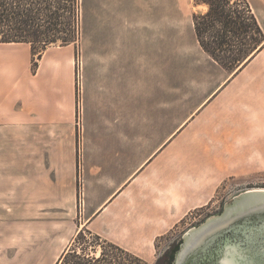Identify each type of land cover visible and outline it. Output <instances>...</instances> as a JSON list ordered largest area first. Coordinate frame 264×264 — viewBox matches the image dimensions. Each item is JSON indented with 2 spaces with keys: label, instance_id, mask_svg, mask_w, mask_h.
I'll return each instance as SVG.
<instances>
[{
  "label": "rangeland",
  "instance_id": "rangeland-1",
  "mask_svg": "<svg viewBox=\"0 0 264 264\" xmlns=\"http://www.w3.org/2000/svg\"><path fill=\"white\" fill-rule=\"evenodd\" d=\"M249 1L264 33V0ZM206 12L193 0H80L77 42L65 48L51 45L44 60L34 59L29 44H0V59L5 58L9 72L29 53L28 73L9 77L13 85L26 82L29 108L35 94L42 96L43 89L35 92L41 85L53 92L56 83L66 98L67 84L75 85L77 104L76 124L63 127L62 134L44 127L36 133L32 124L0 123V264H157L170 247L183 243L188 231L221 215L228 201L264 189V171L230 177L228 168L205 164L200 128L180 129L228 75L198 42L194 15ZM41 65L44 70L35 76ZM3 70L0 64V82ZM109 81L125 87L127 143H141L142 163L156 153L139 180L173 163L175 198L191 196L190 211L157 240L156 258L150 262L91 231L75 236L85 201L83 99L87 86L103 90ZM86 108L90 126L89 95ZM183 145L200 148L192 152ZM182 165L205 174L202 198H194L198 179L193 173L192 188L178 192ZM66 246L70 254L63 263Z\"/></svg>",
  "mask_w": 264,
  "mask_h": 264
},
{
  "label": "crops",
  "instance_id": "crops-1",
  "mask_svg": "<svg viewBox=\"0 0 264 264\" xmlns=\"http://www.w3.org/2000/svg\"><path fill=\"white\" fill-rule=\"evenodd\" d=\"M253 12L261 26L254 9ZM263 53L264 50L255 54L234 72L224 69L211 58L228 75L180 127L183 132L187 128H200L204 135L201 150L205 152V164L228 168L230 177L264 171ZM13 59L17 60L11 54L10 60ZM24 61H21L23 67L18 64V69L9 72L5 70L8 67L5 58L0 59L5 77L0 82V123L32 124L37 129L36 133L44 127L53 129L48 133L62 134L63 127L77 121L75 85L67 84V98L62 96L60 84H54L53 92L48 85H41L35 92L43 89L42 96L35 94L37 99L29 108L25 95L26 82L13 85L14 81L9 79L12 76L21 78L28 73L29 53ZM49 61H52L51 58ZM43 67L40 66L35 76L40 75ZM88 88L83 99L85 201L75 236L88 230L145 261H153L157 240L171 231L190 211L191 196L175 198L173 163L166 164L156 176L144 182L139 180L142 171L152 164L156 153L142 163L141 143L126 141L124 84L109 81L103 90L89 88L88 91ZM88 95L92 104L90 126L86 108ZM199 148L183 145V150L192 152ZM189 166L182 165L178 171L181 184L178 188H192L189 175L193 173L192 176L198 179L193 186L196 187L194 198H202L206 192L205 174L199 169L193 172ZM69 246L65 247V253L69 251Z\"/></svg>",
  "mask_w": 264,
  "mask_h": 264
},
{
  "label": "trees",
  "instance_id": "trees-1",
  "mask_svg": "<svg viewBox=\"0 0 264 264\" xmlns=\"http://www.w3.org/2000/svg\"><path fill=\"white\" fill-rule=\"evenodd\" d=\"M193 1L207 7L206 13L194 15L197 39L224 69L234 72L264 49V33L247 0ZM79 8L80 0H0V43L29 44L34 59H41L53 44L78 41ZM178 250L157 264H173Z\"/></svg>",
  "mask_w": 264,
  "mask_h": 264
},
{
  "label": "water",
  "instance_id": "water-1",
  "mask_svg": "<svg viewBox=\"0 0 264 264\" xmlns=\"http://www.w3.org/2000/svg\"><path fill=\"white\" fill-rule=\"evenodd\" d=\"M173 264H264V189L241 193L188 231Z\"/></svg>",
  "mask_w": 264,
  "mask_h": 264
},
{
  "label": "flooded vegetation",
  "instance_id": "flooded-vegetation-1",
  "mask_svg": "<svg viewBox=\"0 0 264 264\" xmlns=\"http://www.w3.org/2000/svg\"><path fill=\"white\" fill-rule=\"evenodd\" d=\"M181 245H182V244H181ZM181 245H179V249H180ZM175 247H176V246L170 247L169 250L165 253V255H168V256H172V255H174V248H175ZM178 251H179V250H178ZM178 251L175 253V257H176V255H177Z\"/></svg>",
  "mask_w": 264,
  "mask_h": 264
},
{
  "label": "bare ground",
  "instance_id": "bare-ground-1",
  "mask_svg": "<svg viewBox=\"0 0 264 264\" xmlns=\"http://www.w3.org/2000/svg\"><path fill=\"white\" fill-rule=\"evenodd\" d=\"M9 45V44H8ZM177 191V190H176ZM187 191H189L188 189H185V190H178L179 193L181 194H185ZM104 210V209H103Z\"/></svg>",
  "mask_w": 264,
  "mask_h": 264
}]
</instances>
